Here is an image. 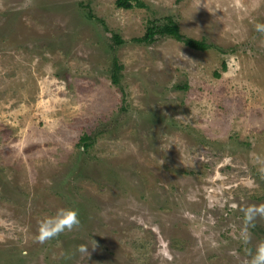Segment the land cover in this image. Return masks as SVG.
I'll return each mask as SVG.
<instances>
[{"label":"rangeland","instance_id":"1","mask_svg":"<svg viewBox=\"0 0 264 264\" xmlns=\"http://www.w3.org/2000/svg\"><path fill=\"white\" fill-rule=\"evenodd\" d=\"M141 2L0 0V264H246L264 241L233 207L264 203V0ZM168 18L210 47L137 41ZM59 208L81 227L34 242Z\"/></svg>","mask_w":264,"mask_h":264},{"label":"clouds","instance_id":"2","mask_svg":"<svg viewBox=\"0 0 264 264\" xmlns=\"http://www.w3.org/2000/svg\"><path fill=\"white\" fill-rule=\"evenodd\" d=\"M201 6L198 4L197 8ZM255 31L261 36H264V23H257L255 25ZM182 55V54H181ZM258 164L264 165V159L260 156L256 157ZM163 161H161V164ZM264 171V168H261ZM234 208H238L243 213V230L241 233V241L247 246L251 243L252 232L257 224V220L264 221V203L261 204H249L244 207L233 205ZM81 227V220L79 218V212L75 208H59L56 213L43 219L37 228V233L34 236V242L39 244H45L46 242L59 237L65 231L71 232ZM92 246L89 244L81 243L76 245L72 252L64 253L63 257L67 260H72L77 254L81 257L88 258L89 247L95 249L96 243L92 240ZM245 252L250 258L246 264H264V241L258 243L255 249L251 247H245Z\"/></svg>","mask_w":264,"mask_h":264},{"label":"trees","instance_id":"3","mask_svg":"<svg viewBox=\"0 0 264 264\" xmlns=\"http://www.w3.org/2000/svg\"><path fill=\"white\" fill-rule=\"evenodd\" d=\"M116 5L120 8H125V9H131L134 7H143V3L141 2V0H116ZM158 37L174 38L177 41L184 43L189 48L199 51L207 50L210 47L203 40H196L185 37L183 34L180 33L178 24L171 18H168L167 21L163 23H157L155 21H151L146 28L145 34L141 38L137 39V41L143 43L144 42L150 43ZM113 38H114V44L116 46H119L122 43L119 36L115 35L113 36ZM112 66L113 67L111 70V80L115 85H118L121 66L117 63L116 60L113 61ZM224 67L225 65L223 64V68ZM80 141L83 147L86 149L89 147L92 141L91 136L84 135L80 139Z\"/></svg>","mask_w":264,"mask_h":264},{"label":"bare ground","instance_id":"4","mask_svg":"<svg viewBox=\"0 0 264 264\" xmlns=\"http://www.w3.org/2000/svg\"><path fill=\"white\" fill-rule=\"evenodd\" d=\"M216 7V6H215ZM217 8V7H216Z\"/></svg>","mask_w":264,"mask_h":264}]
</instances>
